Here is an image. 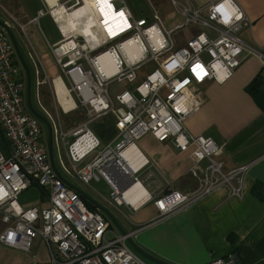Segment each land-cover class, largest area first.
<instances>
[{"label": "built area", "instance_id": "1", "mask_svg": "<svg viewBox=\"0 0 264 264\" xmlns=\"http://www.w3.org/2000/svg\"><path fill=\"white\" fill-rule=\"evenodd\" d=\"M235 1L217 0L195 7L170 0L183 23L167 30L152 5V17L145 19L134 16L127 0H108L103 11L96 0L94 6L87 0H56L54 5L40 0L46 12L39 10L29 24L35 26L49 16L57 27L60 41L50 52L67 81V91L87 116V121L70 132L71 141L65 142L66 134L60 131L55 135V142L66 146L67 162L59 163L67 177L87 188L104 181L109 199L117 206L130 204L137 196L138 202L151 199L158 215L154 222L194 206L221 186L228 187L230 197L242 198L244 179L254 163L227 170L216 141L211 136L191 135L185 124L201 104L198 87L207 82L225 83L247 57L258 56L264 66V54L242 38L248 20ZM56 10L68 15L80 11L77 27L64 31ZM3 23L7 29L14 27L11 22ZM190 26L195 27V36L175 46L173 34ZM13 47L0 27V129L10 147L8 152L0 150V221L4 224L0 245L30 254L37 238L47 249L48 260L40 264H150L128 242L137 231L115 233L99 209H90L82 195L51 167L40 121L24 104L25 85L18 78ZM196 65L203 71L194 72ZM115 82L129 87L114 91L111 85ZM107 113L116 118L119 132L114 143L103 145L88 125ZM145 133L189 153L192 166L187 173L197 179L195 190L170 189L149 196L140 174L152 164L136 145ZM34 184L46 191L48 204L42 209L23 208L20 194ZM135 186L143 195L136 196ZM207 264L243 263L238 254L229 253Z\"/></svg>", "mask_w": 264, "mask_h": 264}, {"label": "crops", "instance_id": "2", "mask_svg": "<svg viewBox=\"0 0 264 264\" xmlns=\"http://www.w3.org/2000/svg\"><path fill=\"white\" fill-rule=\"evenodd\" d=\"M148 1L149 10L152 11L150 5L158 10L157 5L151 0ZM174 1L183 5L190 3L199 7L217 0ZM235 2L243 8L248 20L241 31L244 42L264 54V0H236ZM170 4V0H163L162 3H159V9L166 7L172 12L174 9ZM176 14L181 17L178 12ZM134 16L138 18L137 15L134 14ZM35 18L33 17L31 20ZM29 21H26L24 25H30ZM25 26H19V28L26 29ZM12 32L24 66L29 68L31 79L30 104L33 111L44 118L43 120L37 118L42 130L41 140L46 145L48 155V148H50L51 143L53 163L61 177L75 188L85 192L78 187L77 180L67 177L60 168L59 160L66 163L68 159L65 154L66 146L63 143L55 142V135L59 131L66 134L65 142L71 141L70 132L82 122L87 121L85 111H83L84 113L79 112V105L67 91V81L60 75V68L50 52V47L60 41L59 32L57 35L55 33L56 41L46 40L37 31L27 36V33L20 34L18 29L13 27ZM195 33H197L196 29L191 30L192 38ZM174 41V45L177 47L186 43L184 36L177 40L174 39ZM48 59L57 66L56 74L54 72L48 73ZM19 60L17 55L15 67L18 69L19 80L23 81L25 85L22 92L24 104L28 113L33 115L26 101L27 71ZM263 68L261 58L258 56L247 57L236 73L225 83L207 82L200 89L198 87L197 93L201 104L193 116L185 121L187 131L191 135L211 136L216 141L223 150L220 159L224 161V168L227 170L251 161L254 163L247 171L246 179H244L245 189L242 198L230 197L228 187L221 186L216 192L214 191L204 199H200L194 206L176 211L166 220L154 222L158 215L151 199L144 198V202H142L143 200L135 201L138 203L133 202L135 205L132 204L131 199L130 204L117 206L109 199L110 191L107 184L102 181L93 182L92 188L89 189L96 192L102 201L110 204L119 215H122L126 222L125 225L117 221L118 217L113 215L109 206L106 207L98 199L85 192L91 201L89 202L82 197L85 203L89 205L88 207L98 209V205H101L106 214L100 213L109 221L111 230L116 228L118 231L114 230V232L117 234H121V229L127 233L137 231L131 241L136 243L143 253L168 264H207L212 259L224 257L229 253L238 254L243 264H264V112L245 91L248 83ZM44 79L47 82L41 83ZM83 114L85 117L82 119L80 117ZM88 128L96 132L103 145L114 143L117 132H119L116 118L109 113L104 114L98 120L91 121ZM136 145L152 164V166L145 167L140 174L144 180L142 187L151 198L163 192L166 193L170 189L179 192L196 189L197 179L187 173L188 168L192 166L187 151L181 152L175 148L171 141L162 143L149 133L143 134ZM8 149H10L9 144H7L4 133L0 129V150L8 152ZM146 174H150L151 177L146 179ZM96 185L105 189L107 194L98 193L94 188ZM36 187L41 194L40 204L32 206L42 209L48 204V194L44 189L37 185ZM136 193L138 194L137 190ZM21 205L23 206V204ZM133 206L135 207L131 210ZM30 207L23 206V208ZM3 226L4 224L0 221V233L4 228ZM39 243L42 253L39 256L33 255V263L23 252H19L20 250L1 245L0 262L11 259L13 264L45 263L48 260L46 245H43L41 241ZM143 259L145 262L153 264L150 260Z\"/></svg>", "mask_w": 264, "mask_h": 264}, {"label": "rangeland", "instance_id": "3", "mask_svg": "<svg viewBox=\"0 0 264 264\" xmlns=\"http://www.w3.org/2000/svg\"><path fill=\"white\" fill-rule=\"evenodd\" d=\"M127 1H128V8L130 9V11H132V13L137 15L139 18L143 17L149 19L150 15L152 17V11L149 10L148 7L149 5L148 0H127ZM151 1L155 5H157V9L159 10V15H160L159 18L162 21V23L166 25L167 30H173L178 25H181L183 23L181 17H179V15L176 14L177 12H174V10L171 12V10L167 9L166 7H164L163 9H161L162 8L161 7L159 9V3H162L163 0L161 1L151 0ZM44 8L45 7L43 6L42 2H40V0H0V21H6V22L8 21L9 23L11 22V24H14V27L18 29L20 34H23V32H25L24 34L27 33L28 36L32 34V32L37 31L38 34L43 35V38H45L46 40L56 41L57 39L56 35L59 31L57 27L53 25V23L51 22V18L49 16L45 18L43 17L40 18V20L38 21V25H36L35 27L30 25L28 26L24 25L26 24V21H29L33 17L37 16L38 10H42V12H46ZM19 26H25L26 29L22 30L19 28ZM194 28H195L194 26H190V28L178 30L173 34L174 39L177 40L178 38H182L184 36L185 38L184 42L187 41L189 42L190 39H192L191 30H194ZM63 29L64 31H67V28H63ZM47 64L49 66V69H47L48 73L54 72L56 74V72L58 71L57 66L54 65L53 62L49 59L47 60ZM128 87L126 86L125 83H118V82H115L111 85V89L114 91L124 90L127 89ZM83 108H84L83 106L79 105L78 108L79 112L84 113ZM84 117L85 116L83 114L82 117L80 118L83 119ZM77 185L79 188H82L85 192H87L88 195L98 199L101 204H104L106 207L109 206L111 208L113 215L115 217H118L117 221H119V223L122 222L125 225L126 222L123 219L124 217H122V215H119L117 211H115L110 204L102 201L96 192H93L86 186H83L82 183L80 184L79 182H77ZM94 188L100 194H104V195L107 194V192H105V189H103L100 185H96L94 186ZM20 195L21 196L19 201L21 204H23V206L26 205L30 207L34 204L36 205L40 204L39 199L41 197V194H40V190L36 187V185L30 186L29 189H27L25 192H22ZM114 230L117 229L114 228ZM39 242L40 240L37 238L33 241V245H32L33 247L30 254H25L23 252V254H25L27 258H30V260L32 261L31 263H33L34 261L33 255L39 256V254L42 253L41 245ZM19 252L22 253V251ZM0 264H13V262L11 259H7V260H3V262H0Z\"/></svg>", "mask_w": 264, "mask_h": 264}, {"label": "water", "instance_id": "4", "mask_svg": "<svg viewBox=\"0 0 264 264\" xmlns=\"http://www.w3.org/2000/svg\"><path fill=\"white\" fill-rule=\"evenodd\" d=\"M0 27H2L3 29H5L6 30V32L8 33V37H9V39H10V41L11 42H13V45H14V50H15V53L19 56V58H20V60H19V62L22 64V66L26 69V74H27V80H28V85L26 86V92H27V97H26V101H27V105H29V107H30V111H31V113L33 114V116L34 117H36V118H38V119H41V120H43L44 118L43 117H41V115H38L36 112H34L33 111V107H32V105L30 104V97H31V92H30V85H31V79H30V75H29V68L28 67H26V65L24 66V63H23V59L21 58V54H19V51H18V45H17V42H15V40H14V37H13V32H12V30H10V29H7L5 26H4V23L2 22V21H0ZM50 134L52 135L53 133H52V130L50 129ZM50 135V136H51ZM51 148H52V146H51V143H50V148H48L49 149V155H50V165H51V167L53 168V169H55V171H56V173L61 177V175L59 174V171H58V169L57 168H55V166H54V163H53V155H52V151H51ZM61 179L62 180H64L62 177H61ZM67 184H69V186H71L77 193H79L80 195H82V197L83 198H85V199H87V201H89V202H91L89 199H88V196H87V194H85V192H83L82 190L80 191L79 189H77V188H75L70 182H68V181H66V180H64ZM93 205H94V203H93ZM96 205V204H95ZM98 209L100 210V212L102 213V214H106V212H105V209L103 208V207H101V205H98ZM111 219L114 221V219L111 217ZM115 222V221H114ZM113 222V223H114ZM114 225L116 226V224L114 223ZM121 231V233H126V231H124L123 229H121L120 230ZM129 242V244H130V246H131V249L133 250V251H135L136 253H138V254H140L141 255V257H143V258H145V259H147V260H150L151 262H153V264H168V263H166L165 261H162V260H157V259H155V258H153V256H151V255H149V254H145V253H143L141 250H140V248H138L139 246H137V244L136 243H134V242H132L131 240H129L128 241Z\"/></svg>", "mask_w": 264, "mask_h": 264}, {"label": "bare ground", "instance_id": "5", "mask_svg": "<svg viewBox=\"0 0 264 264\" xmlns=\"http://www.w3.org/2000/svg\"><path fill=\"white\" fill-rule=\"evenodd\" d=\"M47 2H49V4L50 5H54V3L56 4L57 2H56V0H46ZM89 3H90V5H93L94 6V4H95V2H94V0H87ZM96 3H97V5L99 6V9L101 10V11H103L102 10V8L103 7H105L106 6V8H107V3H108V0H96ZM57 12H59V14H61V25H60V27H63V28H67V30L68 29H71V28H74V27H77L76 26V24H77V22L79 21V19H80V17H81V15H82V13L80 12V11H77V12H74L73 14H65V13H61L59 10H56ZM104 20H106L107 21V17L104 19ZM88 25V24H87ZM86 25V26H87ZM84 31H85V33L88 31V28L87 29H84ZM59 94V93H58ZM72 103V102H71ZM73 104V103H72ZM135 189L138 191V194H140V195H143V192L140 190V189H138V186H135ZM132 190H134V189H132ZM135 190V191H136ZM137 194V193H136ZM140 195H139V197H140ZM138 197V196H137ZM137 197H134V198H132V203L133 202H135V201H137L136 199H137ZM138 202V201H137ZM137 202H135V203H137ZM138 204V203H137Z\"/></svg>", "mask_w": 264, "mask_h": 264}, {"label": "trees", "instance_id": "6", "mask_svg": "<svg viewBox=\"0 0 264 264\" xmlns=\"http://www.w3.org/2000/svg\"><path fill=\"white\" fill-rule=\"evenodd\" d=\"M245 91L264 112V68L248 83ZM88 205V204H87ZM89 206V205H88ZM92 210L96 208H91Z\"/></svg>", "mask_w": 264, "mask_h": 264}, {"label": "snow or ice", "instance_id": "7", "mask_svg": "<svg viewBox=\"0 0 264 264\" xmlns=\"http://www.w3.org/2000/svg\"><path fill=\"white\" fill-rule=\"evenodd\" d=\"M121 15H123V13H120ZM197 69H200V71H203L201 69V66L200 65H196V67L193 69V71L195 72Z\"/></svg>", "mask_w": 264, "mask_h": 264}]
</instances>
